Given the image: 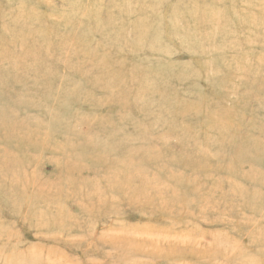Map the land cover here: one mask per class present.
<instances>
[{"label":"rangeland","instance_id":"1","mask_svg":"<svg viewBox=\"0 0 264 264\" xmlns=\"http://www.w3.org/2000/svg\"><path fill=\"white\" fill-rule=\"evenodd\" d=\"M0 264H264V0H0Z\"/></svg>","mask_w":264,"mask_h":264}]
</instances>
